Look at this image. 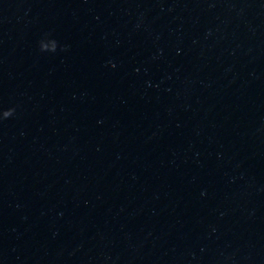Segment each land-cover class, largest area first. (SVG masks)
Instances as JSON below:
<instances>
[{
  "label": "water",
  "instance_id": "1",
  "mask_svg": "<svg viewBox=\"0 0 264 264\" xmlns=\"http://www.w3.org/2000/svg\"><path fill=\"white\" fill-rule=\"evenodd\" d=\"M8 108L53 264H264V0H0Z\"/></svg>",
  "mask_w": 264,
  "mask_h": 264
},
{
  "label": "clouds",
  "instance_id": "2",
  "mask_svg": "<svg viewBox=\"0 0 264 264\" xmlns=\"http://www.w3.org/2000/svg\"><path fill=\"white\" fill-rule=\"evenodd\" d=\"M40 50L41 51H48V49H46L43 44L41 43L40 45ZM15 112V108H8L6 110H2L0 111V121L8 119L9 117H11Z\"/></svg>",
  "mask_w": 264,
  "mask_h": 264
}]
</instances>
